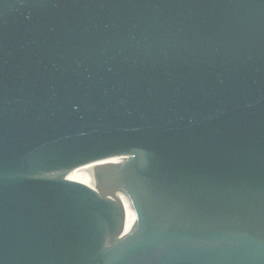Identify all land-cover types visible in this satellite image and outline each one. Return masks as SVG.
<instances>
[{
	"label": "water",
	"instance_id": "95a60500",
	"mask_svg": "<svg viewBox=\"0 0 264 264\" xmlns=\"http://www.w3.org/2000/svg\"><path fill=\"white\" fill-rule=\"evenodd\" d=\"M0 264H264V0H0Z\"/></svg>",
	"mask_w": 264,
	"mask_h": 264
},
{
	"label": "bare ground",
	"instance_id": "6f19581e",
	"mask_svg": "<svg viewBox=\"0 0 264 264\" xmlns=\"http://www.w3.org/2000/svg\"><path fill=\"white\" fill-rule=\"evenodd\" d=\"M108 161H110L111 163L115 162L114 165H116V162L120 163L121 159L113 158V159H109ZM108 161H102L96 164L81 167L79 169H76L73 173L68 174L64 177H61L60 174H55L54 177L58 179H64L70 182H76V183H79V184H82L88 187L90 175L93 172H96L97 170H99L100 168H104L101 165L107 164ZM48 176H53V175H48ZM112 199L116 205H120L123 208L124 226L122 230V237H127L134 231L136 227L135 210L132 206L131 200L122 194H117Z\"/></svg>",
	"mask_w": 264,
	"mask_h": 264
},
{
	"label": "rangeland",
	"instance_id": "374dc122",
	"mask_svg": "<svg viewBox=\"0 0 264 264\" xmlns=\"http://www.w3.org/2000/svg\"><path fill=\"white\" fill-rule=\"evenodd\" d=\"M121 163H122V161L120 163L116 162V165H120ZM114 164H115V162L111 163L110 161H108L107 164H104V165H101V166L107 167V165H114Z\"/></svg>",
	"mask_w": 264,
	"mask_h": 264
}]
</instances>
